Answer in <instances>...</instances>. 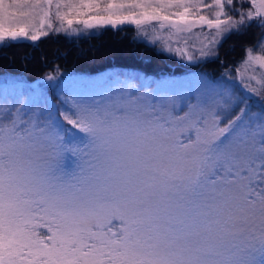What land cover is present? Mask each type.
Here are the masks:
<instances>
[{"label":"snow or ice","instance_id":"obj_1","mask_svg":"<svg viewBox=\"0 0 264 264\" xmlns=\"http://www.w3.org/2000/svg\"><path fill=\"white\" fill-rule=\"evenodd\" d=\"M125 24L195 61L222 34L264 28V0H0V46ZM256 48L245 65L264 69ZM43 79L65 96L0 72V264H264L257 88L203 75ZM247 79L264 89V71Z\"/></svg>","mask_w":264,"mask_h":264},{"label":"trees","instance_id":"obj_2","mask_svg":"<svg viewBox=\"0 0 264 264\" xmlns=\"http://www.w3.org/2000/svg\"><path fill=\"white\" fill-rule=\"evenodd\" d=\"M261 34L262 28L252 26L242 30V34L224 35L218 55L196 63L176 58L157 43L139 37L132 24L105 26L83 34L50 32L48 37L37 42L19 39L7 42L8 46H0V72L34 79L47 70L61 69L81 71V78L119 73L154 80L198 68L218 79L226 68L235 69L247 47L254 45Z\"/></svg>","mask_w":264,"mask_h":264},{"label":"rangeland","instance_id":"obj_3","mask_svg":"<svg viewBox=\"0 0 264 264\" xmlns=\"http://www.w3.org/2000/svg\"><path fill=\"white\" fill-rule=\"evenodd\" d=\"M208 2H210V0H208ZM202 14L208 15L207 12H204ZM132 25H134V24H132ZM153 25L157 26V28H158L157 22H153ZM59 26H60L59 22L53 21V27L54 28H58ZM134 26L136 27L137 34H138L139 37H142V38L146 39L147 41H150V42L153 43V41L150 38L151 35H152V31H151V27L150 26H147V25L144 26V31L149 33L148 36L143 35L141 33V30L138 29L136 25H134ZM65 27H67V25H65ZM73 27L82 29L83 25L74 24ZM253 27L260 28V27H257L255 25H253ZM44 30L45 31H49V33L51 32V30H49L47 28H45ZM92 30H96V29H88V30L80 32L79 34L87 33V32L92 31ZM199 31H200L199 28L194 29L193 30V34H197V33H199ZM203 31H204V34H208L210 30L205 28ZM211 31L214 33V30H211ZM162 34L163 35H167V32H163ZM69 35H72V34H69ZM181 36H183L185 39H189V44H188L189 52H191L193 55L198 56L199 55V51L198 50L202 47V45L199 43V41H194V39H190L189 38V34L182 33ZM223 36L224 35L222 34L221 37H219V39H221ZM262 36H264V28H262V34H261V37L259 38V40L254 45H251V46L247 47V48H252L253 51H254V54H257L258 51H259L256 48V45L264 43V40H262ZM177 39H179V37H173L172 47H174V48L175 47H184V45L182 43L181 44L175 43V41ZM201 39H203V36H201ZM155 43H157L160 47H162L164 50H166V48H165V46H164L162 41L157 40ZM193 46L197 49V51H193ZM218 47H219V44L215 48H213L206 57H203L201 59L195 60V62L197 63L198 61H200V60H202L204 58H207V57L217 56L218 55ZM169 53L172 56H175L176 58H180V56L177 53H175V52H169ZM245 60H246V53L241 57L240 60L237 61V65L234 67L235 69L231 70L229 68H226L224 70L222 78H218V79H214V78L206 75L203 71L199 70L198 68L193 69V70L188 71V72H184L183 74H179V75H175L173 77H167V78H163V79H173V80H176V81H188V80L192 79L193 77H199V76L203 75V76H206L208 79H214V80H216V81H218L220 83L225 84L229 89H234L237 94H240V91H241V89H240L241 78L243 77V81H242L243 84H246L249 87L257 88L259 96L261 98H264V89L260 88L259 85L255 81H250L249 79H247V77H249V76H254V77L257 78V80H259L260 79V74H261L262 71H264V69H260L259 66L248 67V66L245 65ZM82 74H83V72L76 71V70H67L66 71V70L56 69L54 71V69H50V70L45 71L44 74H41V75L37 76L34 79H28L26 76H22V75H16V76L8 75V80H9V82L11 84L16 78L23 79L25 82H27L28 84L31 85L32 89H34L37 94L43 93L51 101L52 99H54V98H56L58 96L59 97L65 96V93L61 92L59 89H57L55 87L56 81H51V82L45 81L43 79L45 76H47V75H56L57 77H60L61 75H63V77L65 79H67V78H72V77L81 78L80 76H82ZM125 76H131V75L115 73V74H113L111 76H104V77H101V78L100 77L88 76V77H84V78H81V79H83V80H92V81H101V80H108V79H111L112 81H116V80H121L122 81ZM158 80H162V79L155 78L154 80H147V82L151 83L153 81H158ZM134 83H139V81H134ZM152 86L154 87L155 85L153 84ZM42 87H44V88H42ZM47 87H48V90L51 89L50 92L47 91V89H46ZM62 111H63V109H62Z\"/></svg>","mask_w":264,"mask_h":264}]
</instances>
